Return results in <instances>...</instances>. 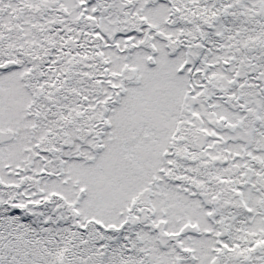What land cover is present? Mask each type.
<instances>
[{
    "label": "snow or ice",
    "instance_id": "snow-or-ice-1",
    "mask_svg": "<svg viewBox=\"0 0 264 264\" xmlns=\"http://www.w3.org/2000/svg\"><path fill=\"white\" fill-rule=\"evenodd\" d=\"M0 264H264V0H0Z\"/></svg>",
    "mask_w": 264,
    "mask_h": 264
}]
</instances>
